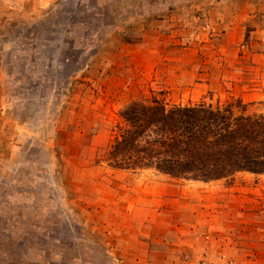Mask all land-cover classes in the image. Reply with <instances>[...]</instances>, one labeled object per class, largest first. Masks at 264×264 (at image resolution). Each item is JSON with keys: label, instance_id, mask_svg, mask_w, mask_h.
Instances as JSON below:
<instances>
[{"label": "rangeland", "instance_id": "374dc122", "mask_svg": "<svg viewBox=\"0 0 264 264\" xmlns=\"http://www.w3.org/2000/svg\"><path fill=\"white\" fill-rule=\"evenodd\" d=\"M264 108V0H0V264H264V175L111 167L119 109Z\"/></svg>", "mask_w": 264, "mask_h": 264}, {"label": "trees", "instance_id": "16d2710c", "mask_svg": "<svg viewBox=\"0 0 264 264\" xmlns=\"http://www.w3.org/2000/svg\"><path fill=\"white\" fill-rule=\"evenodd\" d=\"M118 114L103 155L111 167L182 181L264 175V108L248 111L240 100L184 105L152 96L130 100Z\"/></svg>", "mask_w": 264, "mask_h": 264}]
</instances>
